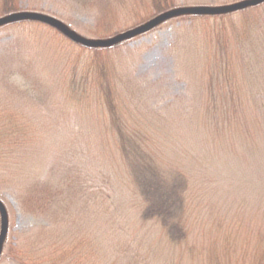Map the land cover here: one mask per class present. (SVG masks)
<instances>
[{"label": "rangeland", "instance_id": "1", "mask_svg": "<svg viewBox=\"0 0 264 264\" xmlns=\"http://www.w3.org/2000/svg\"><path fill=\"white\" fill-rule=\"evenodd\" d=\"M242 1L168 2L173 10L216 9ZM152 4L151 0H19L18 5L21 12L50 15L71 32L94 41L114 38L165 12L157 13ZM175 18L124 39L104 56L125 121L143 129L163 159L180 163L189 179L192 211L187 242L170 243L157 224L143 223L138 216L140 201L131 191L116 133L90 77L93 48L42 23L22 21L0 26V115L13 112L14 119L32 126L33 130L28 128L35 140L30 152L7 157L0 166L9 170L0 178L4 180L0 201L8 218L0 264L32 260L50 264L44 254L63 249L73 252L63 264H211L210 245L228 233L227 228L238 227L241 238L247 235L250 242L255 235L251 233L264 229V96H249L264 92V82L257 85L254 79L247 90L242 85L246 73L241 71L243 65L264 68V61H257L255 53L239 42L243 37L227 41L225 63L239 79L230 81V87L234 90L241 83L239 91L247 96L243 100L241 94L249 133L245 129L214 142L196 126L214 54L202 32L216 23ZM245 19L236 13L224 25L237 32ZM257 49L261 50L260 42ZM89 71L90 84L81 86ZM68 87L80 98H70ZM47 179L58 194L51 217L23 213L15 182L10 186L9 181L29 185Z\"/></svg>", "mask_w": 264, "mask_h": 264}, {"label": "trees", "instance_id": "2", "mask_svg": "<svg viewBox=\"0 0 264 264\" xmlns=\"http://www.w3.org/2000/svg\"><path fill=\"white\" fill-rule=\"evenodd\" d=\"M168 1L170 0H151L157 13L172 9L173 5ZM18 4L19 0H0V18L20 13ZM262 12H264V3L257 7H248L224 15H182L175 18L179 20L195 19V21L202 20L205 23H216L215 27L211 28L208 32H202L204 42L210 45L214 54L211 58L212 61L208 63L209 66L206 72L207 76L209 75L208 80L206 84H203L204 86L201 85L205 91V98H202L203 102L200 104L201 108L198 110L200 115L198 126H196L199 132L200 130L205 132L214 142L223 139L229 134L244 133L245 129L249 133V126L245 123L244 118L246 117L245 115H248L247 106L242 103L241 94L243 100L247 96L244 92L239 91L241 83L238 87L234 86L236 88L234 90L230 87V81L233 84L235 82L239 83V79L237 74L232 71L231 66L225 63V57H227L229 49L226 43H228L229 39L233 40L235 35L243 37L239 42L245 43V48L248 52L255 53L257 61L262 59L264 61V15L260 14ZM236 13L246 18L244 20L246 21L245 25L241 26V30L237 32H235L234 27L224 25ZM254 15H257L258 18L248 20ZM27 22L38 23L35 21ZM63 25L65 24L63 23ZM65 27L67 26L65 25ZM258 42L261 45V50L259 51L257 49ZM120 45H122L121 42L108 48L90 49L94 52V60L89 65V69L92 67L91 70L94 72L90 77L98 85L100 100L103 102L104 110L110 117L111 126L116 133L117 151L121 156L125 171H127L131 191L138 198V201H140L138 216L141 222H153L157 224L164 232L167 241L174 245H183L187 242L190 234L189 230H187L188 216L192 211V205L187 199L189 179L183 168L179 166L180 163L177 164L163 159L164 156L159 153L160 151L155 149L149 135L143 129L129 123V121L127 123L120 113L121 110L115 98L114 86L110 79V69H108L109 66L104 56L106 51L113 50ZM263 70L264 68L262 67L253 70L251 66L246 67L243 65L241 71H244L242 75L246 73L245 80L247 82L242 85H245L248 90L249 84L254 79L257 85H259V81L264 82ZM89 74L90 71L81 78V86H86V83L90 84V77L87 79ZM239 77L243 81L242 76L239 75ZM71 85L74 88L77 84ZM227 85H229L230 91H228ZM250 86H252V83ZM68 88L70 98H80L73 92L71 87ZM251 92L252 90H250ZM261 92L253 91L252 95L249 96H255V98L264 96L263 90ZM252 112H255V108ZM13 114V112L8 110V113L0 115V166L7 157H14L25 151L30 152L32 150L30 149L31 144L35 140V134L33 136L29 130V128L33 130L32 126L20 123L17 119L13 118ZM185 154L189 156V153L186 152ZM4 165L8 167L6 164ZM8 171L0 167V178L3 179V176L8 175ZM16 180L9 181L8 184L11 186L12 182H15L14 185L20 199L19 207L21 211L25 214L50 216L53 204L55 205V199L58 197L50 180L47 179L45 182L29 185ZM3 181L0 179V186ZM46 233L52 236L54 232L51 233V231L46 229ZM224 233L226 234H222L223 236L221 235L217 239L215 238L212 241L213 243L211 242L212 245L210 246L212 248H210V255L207 258L211 264H264L263 228H258L256 232L250 234L251 236L255 234L251 242L248 240L249 237L247 235L241 238L238 227L227 228ZM222 237L223 241L220 243L219 241ZM53 245L55 246L57 243ZM53 245L49 248L50 250L54 248ZM40 251L43 253L42 250ZM72 254V250L63 249L61 252L59 250L57 253L51 251L48 255L44 254V258L50 264H63L69 258H72ZM29 264L38 263L32 260Z\"/></svg>", "mask_w": 264, "mask_h": 264}, {"label": "water", "instance_id": "3", "mask_svg": "<svg viewBox=\"0 0 264 264\" xmlns=\"http://www.w3.org/2000/svg\"><path fill=\"white\" fill-rule=\"evenodd\" d=\"M264 3V0H245L236 4H232L225 7H219V8H210V7H187V8H178L166 11L162 14L157 15L156 17L152 18L145 24L140 25L137 28H134L132 30H129L127 32L121 33L116 35L114 38H110L107 40H87L83 39L82 37L78 36L77 34L71 32L68 30L67 27H65L61 22L58 20H55L54 18L43 15L40 13H32L30 12H21V13H14L7 17L0 19V26L10 24V23H17L22 21H35L42 23L44 25H47L51 27V29L58 30L61 32L68 40L78 43L82 45L83 47H89V48H108L111 47L117 43H120L122 41L128 40L130 38H133L140 34H145L149 30L153 29L154 27L158 26V24L165 22L168 19L182 16V15H192V16H214V15H223L230 12H235L237 10H243L248 7H254L258 6L260 4ZM8 232V218H7V212L4 208V205L0 201V254H1V248L3 246V243L5 241L4 238H6Z\"/></svg>", "mask_w": 264, "mask_h": 264}]
</instances>
